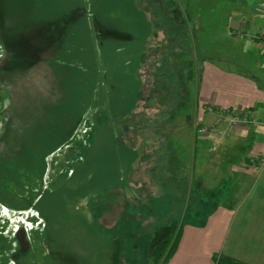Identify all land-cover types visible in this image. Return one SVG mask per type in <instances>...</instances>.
<instances>
[{"label": "rangeland", "instance_id": "374dc122", "mask_svg": "<svg viewBox=\"0 0 264 264\" xmlns=\"http://www.w3.org/2000/svg\"><path fill=\"white\" fill-rule=\"evenodd\" d=\"M185 13L168 0H0V264H150L155 230L182 223L197 63L234 53L212 35L188 51Z\"/></svg>", "mask_w": 264, "mask_h": 264}, {"label": "crops", "instance_id": "0c3cea01", "mask_svg": "<svg viewBox=\"0 0 264 264\" xmlns=\"http://www.w3.org/2000/svg\"><path fill=\"white\" fill-rule=\"evenodd\" d=\"M168 3L188 4V51L208 49L204 36L212 35L219 50L234 53L230 60L222 55L227 66L197 63L198 79L207 80L189 112L188 172L176 173L186 181L188 204L178 247L162 264H230L227 257L264 264V0ZM167 14L182 18L180 11ZM236 116L241 121L231 126Z\"/></svg>", "mask_w": 264, "mask_h": 264}, {"label": "trees", "instance_id": "16d2710c", "mask_svg": "<svg viewBox=\"0 0 264 264\" xmlns=\"http://www.w3.org/2000/svg\"><path fill=\"white\" fill-rule=\"evenodd\" d=\"M181 233L182 224L178 221L161 225L155 230L148 247L152 264H162L173 256L178 247ZM226 261L230 264H240L231 257H227Z\"/></svg>", "mask_w": 264, "mask_h": 264}, {"label": "built area", "instance_id": "2783aa9c", "mask_svg": "<svg viewBox=\"0 0 264 264\" xmlns=\"http://www.w3.org/2000/svg\"><path fill=\"white\" fill-rule=\"evenodd\" d=\"M262 7L264 6V4L261 5ZM241 35H243L242 32H240ZM258 38L260 40V42L262 43V45L264 46V34L258 35ZM244 120H246V118H244ZM241 121V119L236 116L233 118V120L230 122L231 126H234L237 122ZM205 130V129H203Z\"/></svg>", "mask_w": 264, "mask_h": 264}, {"label": "water", "instance_id": "95a60500", "mask_svg": "<svg viewBox=\"0 0 264 264\" xmlns=\"http://www.w3.org/2000/svg\"><path fill=\"white\" fill-rule=\"evenodd\" d=\"M18 238L20 240V242L25 246V247H28V244H27V241H26V238H25V232L24 231H21L18 233Z\"/></svg>", "mask_w": 264, "mask_h": 264}, {"label": "bare ground", "instance_id": "6f19581e", "mask_svg": "<svg viewBox=\"0 0 264 264\" xmlns=\"http://www.w3.org/2000/svg\"><path fill=\"white\" fill-rule=\"evenodd\" d=\"M101 90H102V88H101ZM103 106H104V105H103ZM100 110H101V109H100ZM87 116H88V115H87ZM94 117H95V116H94ZM94 120H96V119H94ZM103 123H104V122H103ZM103 123H102V124H103ZM100 126H102V125H100ZM76 134H77V133H76ZM78 134H79V133H78ZM84 135H85V134H84ZM95 136H96V135H95ZM79 137H80V136H79ZM91 148H92V147H91ZM87 152H89V151H87ZM61 155H62V154H61ZM57 162H58V161H57ZM67 162H68V161H67ZM63 164H64V163H63ZM76 164H77V163H76ZM61 165H62V164H61ZM61 165H60V166H61ZM77 165H78V164H77ZM79 165H80V164H79ZM58 166H59V165H58ZM61 169H62V168H61ZM71 169H72V168H71ZM73 169H74V168H73ZM50 171H51V170H50ZM56 171H57V170H56ZM56 171H55V172H56ZM66 174H67V173H66ZM63 175H64V174H63ZM65 176H66V175H65ZM55 177H56V176H55ZM57 180H58V179H57ZM55 183H56V182H55ZM54 185H55V184H54ZM19 229H20V228H19Z\"/></svg>", "mask_w": 264, "mask_h": 264}, {"label": "flooded vegetation", "instance_id": "af4514ba", "mask_svg": "<svg viewBox=\"0 0 264 264\" xmlns=\"http://www.w3.org/2000/svg\"><path fill=\"white\" fill-rule=\"evenodd\" d=\"M0 60H1V64L3 63V58H0ZM0 69H1V67H0Z\"/></svg>", "mask_w": 264, "mask_h": 264}]
</instances>
